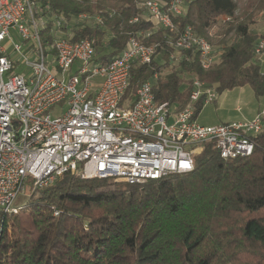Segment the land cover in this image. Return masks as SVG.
<instances>
[{
    "label": "trees",
    "instance_id": "16d2710c",
    "mask_svg": "<svg viewBox=\"0 0 264 264\" xmlns=\"http://www.w3.org/2000/svg\"><path fill=\"white\" fill-rule=\"evenodd\" d=\"M31 1L44 22V47L58 38L89 39L94 63L105 65L121 55L132 36L156 46L150 64L132 65L124 101L133 103L155 74V101L179 109L189 103L195 79L218 93L250 86L264 95L255 54L258 34L251 30L264 0L243 10L238 0H188L186 13L174 19L176 32L131 23L143 0ZM221 17L230 20L211 38L209 31ZM74 20L82 23L66 35L64 26ZM187 26L223 46L210 69H203L197 50L168 44ZM205 98L195 105L196 117ZM252 139L256 147L249 157L225 160L214 143H207L192 172L144 184L66 173L44 189L31 190L18 213L0 221V264H264V131Z\"/></svg>",
    "mask_w": 264,
    "mask_h": 264
},
{
    "label": "built area",
    "instance_id": "2783aa9c",
    "mask_svg": "<svg viewBox=\"0 0 264 264\" xmlns=\"http://www.w3.org/2000/svg\"><path fill=\"white\" fill-rule=\"evenodd\" d=\"M187 2L143 0L131 23L144 21L176 32L174 19L186 13ZM43 27L31 0H0V221L18 213L16 200L26 189H44L66 173L135 185L192 172L207 143H214L225 160L253 154L252 136L264 131V108L251 120L204 126L197 121L195 105L203 96L205 104L214 102L216 89L195 79L185 107L159 104L153 94L158 74L137 90L133 103L124 101L132 65L150 64L155 45L132 36L121 55L98 65L89 39L58 38L46 51ZM168 44L197 50L205 70L223 53L191 26ZM13 53L29 73L17 71ZM255 54H264V35ZM60 104L63 111L53 118L49 111Z\"/></svg>",
    "mask_w": 264,
    "mask_h": 264
},
{
    "label": "crops",
    "instance_id": "0c3cea01",
    "mask_svg": "<svg viewBox=\"0 0 264 264\" xmlns=\"http://www.w3.org/2000/svg\"><path fill=\"white\" fill-rule=\"evenodd\" d=\"M66 35H72L66 33ZM262 70V68H261ZM264 73V71L262 70ZM264 108V95L257 96L250 86H244L233 90L218 93L217 99L212 103H206L202 112L197 117L210 112V118H204V126L229 124L253 119Z\"/></svg>",
    "mask_w": 264,
    "mask_h": 264
},
{
    "label": "rangeland",
    "instance_id": "374dc122",
    "mask_svg": "<svg viewBox=\"0 0 264 264\" xmlns=\"http://www.w3.org/2000/svg\"><path fill=\"white\" fill-rule=\"evenodd\" d=\"M251 1H254V0H238V3H239V7L241 10L243 9H246L247 6L251 5ZM254 23L251 25V30L255 33L258 34V38L260 36H263L264 35V10H261L259 12H257L254 16ZM227 18L226 17H221L219 19V24L215 25L210 31H209V36L211 38H215L216 37V34L218 33V30H219V27L220 25L222 24L223 21H226ZM82 22L78 21V20H74L71 24H67L65 25L64 27L66 29H68L67 31L66 30H62L63 32L65 33H72V29L76 27L77 24H80ZM60 35H62L61 33H59ZM14 36V40L16 42L20 41V39H18V36L15 32H13L12 34ZM213 46L215 47V49L217 51H223V46H219L217 44H213ZM45 50L47 51L48 48L45 47ZM12 57L14 60H16L17 62H19V65L18 66V69L17 71L20 73V72H28L26 67H24L23 65H21V59H20V56H18L17 54L13 53L12 54ZM36 57L35 56H32V59H35ZM259 61V64H260V67L262 68V70L264 71V54L261 55L258 59ZM77 66L78 64H76L73 68V72H75L77 70ZM98 80L100 79H97V82ZM63 108H64V105L63 104H60V105H57L56 107H53L49 113L50 115L54 118V117H57L59 116L62 111H63ZM210 112H207L206 114H202L200 116V123H203V119L204 118H210L213 116V114H209ZM30 198V190L29 189H26L23 193H21L17 200H16V206H23L26 204V202L28 201V199Z\"/></svg>",
    "mask_w": 264,
    "mask_h": 264
}]
</instances>
